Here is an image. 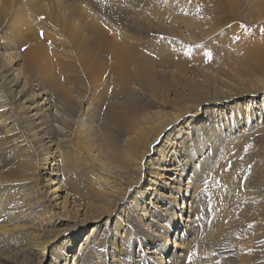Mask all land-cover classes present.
I'll return each instance as SVG.
<instances>
[{"label":"rangeland","instance_id":"rangeland-1","mask_svg":"<svg viewBox=\"0 0 264 264\" xmlns=\"http://www.w3.org/2000/svg\"><path fill=\"white\" fill-rule=\"evenodd\" d=\"M2 4L6 7L7 15L0 20V55L13 51L17 56L33 51L36 60L43 62L46 69L51 67L49 70L53 72L54 58H62L64 53L78 57L80 43H97L92 41L86 29L88 25H96L109 43L123 41L128 44L131 50L129 55L134 59L129 58L126 73L121 72L124 82L120 81L116 74L118 71L112 67L114 60L108 53L105 54L107 61L100 83L88 85L80 75L81 84L86 85L87 90L104 95L96 104L95 116L89 120L82 114L73 120L63 116L53 106L49 107L50 103L40 102L42 111L52 110L50 114L56 117V121L62 118L69 122L72 129L68 130L60 123L54 124V132L49 138L52 143H60L67 137L68 141L70 137L72 142L79 141L80 146H91L87 155L85 150L80 152L73 145V153L79 162L72 180L65 181L62 175L53 176L50 163L41 161L40 168L37 167L39 163L35 162L34 156L36 159L42 156V152L38 154L33 144L37 138L25 124L4 119L6 115L16 114L10 107L8 97L2 95L0 129H8L10 133L0 141V226L10 230L0 232V264H48L49 254L56 251L55 245L65 241L68 232L77 223L73 219H78L79 225L74 230L70 249L65 251L68 257L63 255L59 258L61 254H53L54 258H59L57 264H82L89 258L96 264H106L110 262L111 253L119 258L117 251L110 250L109 246L92 249L93 242L88 238L105 240L106 231L113 227L115 221L112 214L117 213L115 198H108L107 194L124 197V187L135 180L132 179L133 175H127V179L121 182L111 181L113 184H108L105 181L107 174L97 165V159L105 161L101 146L108 141L106 131L99 124L100 117L111 101L117 102L115 108L118 105L129 106L136 116L153 112L160 116L173 110L174 105L167 104L166 99L174 101L175 97L190 104L192 102L189 101H198L199 111L205 115L200 126V123L195 125L197 121L189 126L191 116H182L179 122L184 136H187L185 132L190 133L196 126L195 130L197 127L205 128L212 142V146L207 144L203 161L198 151L184 180L203 177L201 167L208 171L205 179L198 182L205 185V189L201 193L196 192L200 193L198 196L195 194L197 198L200 195L198 199L201 203L197 219L191 224L189 233L184 235V226L178 229L177 235L184 237L185 243L190 246V257L182 259L183 245L181 239L174 238V232H168L166 226L160 232L159 226L165 224L166 216L163 215L152 222V228H156L159 236L146 238L148 242L141 239V243L132 231L125 232L120 224L123 221L116 217L120 222L116 228L117 237H124L125 245L130 246L135 258L139 259L152 249L154 242H159L163 245L162 250L166 251L161 254L162 264L174 259L172 264L180 259L183 264H264V99L261 97L264 93L251 91V85L256 80H264V61L260 64L262 68L255 71L252 65L242 67L222 53L225 44L236 40L238 34L250 39V34L264 29L261 0H236L232 4L226 0H0V6ZM254 37L257 38V34ZM6 39L10 44L5 47L3 43ZM78 58L81 60L82 55ZM21 66L22 60L18 59L12 68ZM151 68L153 70H149ZM151 77L154 85L148 82ZM151 91H155L157 96L153 97ZM41 96L38 94L35 98L40 99ZM78 97L81 113H84L88 106ZM244 109L252 113L250 124L242 121L241 117L240 120L235 119L236 112H244ZM218 121L224 127L216 128ZM23 127L28 130L25 131ZM12 138H16L14 143L19 140L25 146L21 145L20 153L19 148L6 143ZM188 138L189 135L186 138L189 143ZM46 141L48 138H45ZM27 154L31 155L34 168L23 161ZM46 157L48 162L54 159L50 155ZM116 164L119 163L113 164V169L121 171L122 166ZM8 173L14 175L15 181L3 177ZM45 179L60 185L58 201L64 198L70 203L68 212L54 208L49 198L46 202L41 200V191H48ZM117 188H121L122 194L117 192ZM132 195L134 193L128 196L129 200ZM102 200L110 205L109 212L101 211ZM145 200L147 202L149 197ZM190 200L189 197L187 202ZM42 204L46 205V210H43ZM140 206L143 208L140 211L146 215L140 216L138 210L132 209L129 216L131 221L146 225L148 214L144 211L149 204L142 202ZM161 206L167 208V204L162 203ZM187 211L188 208L182 214L183 218L189 215ZM166 235L169 242L174 241L178 248H174L172 243L163 242ZM35 238L50 240L45 249L48 258L39 263L30 244ZM153 250L160 255L161 251ZM173 252L176 254L174 259H169ZM150 262L146 259L138 264H152Z\"/></svg>","mask_w":264,"mask_h":264},{"label":"bare ground","instance_id":"bare-ground-1","mask_svg":"<svg viewBox=\"0 0 264 264\" xmlns=\"http://www.w3.org/2000/svg\"><path fill=\"white\" fill-rule=\"evenodd\" d=\"M226 1L229 4H232L236 0ZM261 5L263 6L262 12H264V0H261ZM6 15V7L2 4L0 6V20L1 18H5ZM86 29L89 31L92 41L97 43H94L93 45H89L88 43H80L78 45V51L80 52L79 56L82 55L81 60L78 58L79 56L74 57V55H72V59L69 54L65 53L62 54V58H54L53 61L55 67L52 63L53 72L49 70L51 67L46 69L47 67L43 62L42 64L36 60L33 51H29L25 55L18 54L17 56L13 51H10L9 53L5 52L0 55V103L3 99L2 95L8 97L10 100V107L16 114L15 116L6 115L4 119L8 120V122L14 120L19 124H25L27 128L29 127L30 130L25 129V127L23 128L25 131L28 130L30 133L33 132V136L37 138L36 141L33 142L34 146L37 148V153L39 154L42 152L40 159L38 158L40 155L37 156V159L36 155L34 156L35 162L38 161L39 163L37 167L40 168V164L42 163L41 161H44L47 164L50 163L52 165L50 171L52 172V175L55 177L62 175L63 179H66L65 181L73 179L75 176V167L78 165L77 162H79V159L73 153V147L77 146L80 152L85 150L88 155L91 150V146H80L81 144L79 141L72 142L70 137L68 141L71 142L70 144L72 146L68 144V137L65 140L62 139L60 143H52V140L49 138L54 132V124L60 123L68 130L72 131V129L69 126V122L62 120V118H59V120L56 121V117L52 113L50 114L52 110H50V112H48V109L42 111L43 108H40V102L43 101L46 104L50 103L51 106L49 107L53 106L55 109H58L61 114H63V116L73 120L74 117L78 116L79 114H82L89 120L92 116H95V112L98 107L96 104L104 97V95L102 92L87 90V86L81 84L83 82L81 78L83 77V79L87 81L88 85H94L97 82L100 83L105 72V62L107 61L105 54L108 53L110 58L114 60V65L112 67L118 71L116 74L119 75L120 81L124 82L125 78L122 73H126L128 59H134L133 56L129 55L131 50L128 44L123 43V41H119L115 44L109 43L102 30H100L96 25H88ZM261 30V32L250 34V39H248L249 37L245 35L238 34L236 40L234 39L233 42L229 41L225 44V47L222 51L223 55L227 58H230L231 62L237 63L242 67H248L249 65H252L255 71H259L262 68L261 61H264V29L261 28ZM256 34L257 38L254 37ZM9 44V39H6V41L3 43V46L6 47L9 46ZM231 55L234 56L232 57ZM18 59L22 60V66L15 69L12 68V65ZM16 69H18V71H16ZM14 70L16 72H14ZM149 70L153 69L151 68ZM245 70L243 72H246ZM152 81L153 79L151 77L148 82L152 83ZM251 87L253 88L251 91L264 93V80H256L253 85H251ZM246 90L249 91L250 86ZM37 92L38 94H42L40 99L35 98L38 96ZM151 93L153 97L157 96L155 91H151ZM151 93L150 96L152 97ZM43 96L45 98H42ZM76 97L81 98L84 102H86L88 107L84 113H81L80 102ZM261 97L264 99V94H262ZM177 98L178 97L173 98L174 101L166 99L167 104H172V107L174 105V108L172 111H168L165 114H160V116L158 114H154L155 112L144 114V116H136L134 110L129 106L118 105V107L115 108L117 102L111 101L107 104V107H105L103 114L100 117L99 124L102 125L103 127L101 128L106 131L108 141L107 144L101 146L102 153L105 156V161L101 162L99 161L100 159H97V165L100 170H103L105 174H107L105 181L108 184H110L111 181L115 183L118 181L121 182L125 178L127 179V175H131V177L133 175L134 178L132 177V179H135L133 184L127 182L130 185L128 184V187L126 186L127 188H122L124 190V197H119L115 193L107 194L108 198H115L114 205L116 208L115 211L117 213H111L113 216L115 215V221L113 227L106 231V235L104 236L105 240L97 238L92 239L91 237L87 236L89 241L93 242L92 249H104L106 246H109L110 250L114 249L117 251L119 258L114 257L115 255L111 253L109 255L110 262H107L106 264H138L141 262V260L144 261L146 259L151 261L150 263L152 264H162L163 257L161 254L166 252L165 250H162V244H159V242H154V246L152 249H150V251H148L150 256H148V253L146 254L145 252L140 259L135 258L136 255L132 253L130 246L125 245V238H120L119 236L117 237L116 228L120 222L119 220H116V217H119L120 220L123 221V223L120 224L122 225L123 229H125V232L128 230L132 231L135 238H137L139 243H141V239L145 240V242H148L149 239L146 238H150V236L151 238L159 236V233L155 232L156 228H152V222L154 219L158 217L160 218L162 215L166 216L164 222L165 224H161L159 226L161 227L160 232L165 229V226L168 228V232H174V238H178L179 240L181 239L180 242L183 245V252L181 253L182 259L184 260L185 258H188V256L190 257V246L185 243L184 237L180 238L179 235H177L178 229L184 226V235L189 233L191 224L197 219L196 216L201 210L200 199H198L200 195L198 198L197 196L202 192L203 189H205V185L203 184L204 186H202L201 182L200 184L198 182L202 179H205V175H207L208 171L206 168L204 170V167H201L200 170L204 173L203 177H198L196 180H193L189 177L186 181L184 180L190 167H192V160L198 154V151L201 152L200 155L203 161L206 158L205 153L208 150L207 144L209 143L211 145L212 142L205 128L199 129L197 127L195 130V125L200 123V126L202 124V120L205 118L203 112L199 111V102L196 101L197 103H194L193 101H189L192 102V104H190L181 100L178 101ZM1 105L2 103L0 106ZM47 106L48 105H46V107ZM30 107L31 110H29ZM260 109L263 110L262 108ZM186 115L191 116L188 121L189 126L190 124L197 121V123L194 125V129L190 133L185 132L187 136L189 135V143L188 141L186 142L187 136H184L183 127L179 122L181 117L183 116L184 118ZM235 115V119L240 120L241 117L242 121H244L246 124H250L249 122L252 119V113L249 112L248 109H244V112L242 110L239 112L237 111ZM4 119L2 120L5 121ZM227 122L230 121L228 120ZM215 126L216 128L224 127L221 121H218ZM0 131H3L0 133V141H2L7 133L10 132L8 129H0ZM105 131L103 132L105 133ZM45 138L46 140L48 138V141L45 142ZM14 140H16V138H12L9 141H6V143H10V145H12L14 148H19L20 153V147L22 143L18 139V141H15L14 143ZM34 140L35 139L33 138V141ZM55 144H57V147ZM22 146L25 147L24 145ZM203 149L205 150L202 154ZM28 155L29 154H27L25 157L26 160L23 161H27L26 163L33 167V160L30 158L31 155ZM47 155L54 157L52 162H48V157H46ZM19 161L17 160V162ZM115 163H119L116 165L122 166L120 167L121 171H116L113 169L114 167L112 166ZM123 172H125L126 175H124ZM121 173H123V175ZM38 176L39 175L37 174V177ZM3 177H7L15 181L13 178L14 175L11 173L5 174ZM45 181L48 191H41L43 194L41 200L46 202V200L48 201L47 198H49L51 202L53 201L54 208L63 209V212H68L70 203L68 204L66 202L67 200L64 201V198L58 201L60 198V195L58 194L60 185L57 183L53 184V180L51 179H45ZM116 190L117 192L121 193V188H117ZM198 191H200V193H196ZM132 193H134V195H132V199L129 200L128 196H130ZM147 197H149V200L146 202L144 199ZM189 197L191 200L187 202ZM197 199L198 202L196 201ZM109 201L111 200L109 199ZM142 202L149 204V206H147L149 208H146L144 211L148 214V223L146 225L131 221L129 216V212L132 209L138 210L140 216L146 215L140 211L143 209L142 206L139 207ZM161 202L163 204H167L166 209L162 208ZM191 203H193V205H191ZM42 205L44 208L43 210H46V205ZM100 207L102 212L110 211V205H108L106 201H104L103 205ZM186 208H188L187 212L189 215H187V218H183L182 214L185 213ZM176 211L179 212V214H177ZM73 221H77V223L73 226L72 231L68 232V236L65 238V241L63 240L55 245L56 251L49 254L48 264H57V260L60 257L63 255L66 256L65 251L70 249L72 240L75 236L74 230L79 225L78 219H73ZM1 230L9 231L10 229L8 230L6 227L0 226V232ZM92 233L93 229H91L90 234ZM115 241L117 242V245ZM49 242L50 240L47 241L46 239L42 240L40 238H35L32 242L30 241L32 248L35 250L36 257L39 259L37 260L38 263L43 262L46 257L48 258V255L45 256V249ZM163 242L165 244L172 243L174 248H178L174 241L169 242L167 235L165 237V241ZM153 249H158L161 251L160 255L156 254ZM57 253L61 255L58 256L59 258H54L55 255H52ZM174 255H176L175 252H173L169 259H174ZM88 257L89 254L86 255V258ZM191 258H193V256ZM182 259L179 261L177 260L175 264H183ZM174 260L169 261L168 263L166 261L165 264H172ZM82 264L96 263H94V260L89 258Z\"/></svg>","mask_w":264,"mask_h":264}]
</instances>
